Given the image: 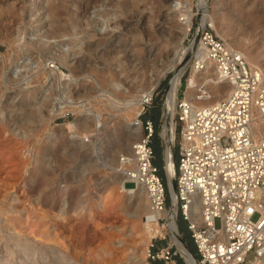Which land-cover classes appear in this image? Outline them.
Here are the masks:
<instances>
[{
	"label": "rangeland",
	"instance_id": "obj_1",
	"mask_svg": "<svg viewBox=\"0 0 264 264\" xmlns=\"http://www.w3.org/2000/svg\"><path fill=\"white\" fill-rule=\"evenodd\" d=\"M186 1L0 0V264H147L143 240L151 238L139 211L147 201L142 190L130 194L118 182L119 162L144 130L133 128L140 114L134 119L136 113L127 115L122 104L174 55L183 21L178 7ZM199 1L190 0L195 26L203 23ZM206 7L216 27L257 55L264 70V0H208ZM105 17L108 27L101 32ZM205 25L216 32L210 19ZM193 33L183 41L177 69L190 59L185 54L192 50ZM67 43L75 55L70 64L60 59ZM25 57L33 67H20ZM17 62L22 70L14 75ZM55 68L76 78L74 96L89 97L86 107L50 117L54 94L44 91L57 85ZM192 68L189 63L185 69L181 97ZM174 73L153 92L160 124ZM150 111L142 118L156 119ZM153 144L155 163L169 185L158 131ZM124 185L136 186L128 180ZM179 219L187 242L186 221Z\"/></svg>",
	"mask_w": 264,
	"mask_h": 264
},
{
	"label": "built area",
	"instance_id": "obj_2",
	"mask_svg": "<svg viewBox=\"0 0 264 264\" xmlns=\"http://www.w3.org/2000/svg\"><path fill=\"white\" fill-rule=\"evenodd\" d=\"M192 31V39H199L219 74L234 88L226 98L195 108L180 96L179 86L172 118L173 145L178 151L175 194L169 189L172 207L176 201L178 210L177 231L183 240L181 215L195 244L198 264H264V137L256 135L254 128L255 108L264 119L261 71L253 69L241 51L205 23L195 26L193 16ZM153 100L154 94L143 101L139 118L144 133L121 161L128 181L145 188L149 211L155 215L151 223L161 228L151 237L147 264H190L170 228L171 216L163 214L172 207L155 163L156 127L152 118H142ZM169 121L164 110L159 129L163 150L167 143L163 127ZM198 201L201 209L194 217Z\"/></svg>",
	"mask_w": 264,
	"mask_h": 264
},
{
	"label": "bare ground",
	"instance_id": "obj_3",
	"mask_svg": "<svg viewBox=\"0 0 264 264\" xmlns=\"http://www.w3.org/2000/svg\"><path fill=\"white\" fill-rule=\"evenodd\" d=\"M207 3H208V0H200L199 1L198 7H199V10L201 11V14H202V22L206 23V21L208 19H210L216 28L217 34L221 38H223L229 46H232L233 48L241 51L244 54V56L246 57L247 61L253 66V69H257V70L261 71L262 83L264 84V70L262 69V66L260 65L259 57L255 54H252L247 48L244 47V45L241 42L230 39L226 32H223L216 27L213 15H209L207 12V7H206ZM178 9L181 12V14H183V18H182L183 21L179 22V25H178V27L181 31V36L179 37V44L176 46V50L173 53L174 55L170 59H168L167 63L163 67L158 68L154 72V75L152 76L154 79L150 83H148L147 85H143L142 87H139V89H137V91L134 94L128 95V97H126L124 99V102L122 104V108H124L127 111V115H130L131 112L136 113L135 118H134V119H136L141 112L142 103L145 100V98L150 97L153 94V92L156 89V87L158 86L161 78H163L168 72L175 70V73H174V76L172 78L171 85L169 88L167 102H166V113H167L168 119H170V121L168 123H165L164 127H163V133H165V135L167 137L165 153H166V158H167V169H168V172L170 174V183L171 184L173 182L172 181V175H174V173L176 172V170H175L176 165H175L173 148H172L173 147L172 146L173 138L175 136V133H174L175 124H174V122H172V118H173L174 111H175V104H176L178 89H179V86L182 84L183 76L185 74V69H186L187 65L189 63H192L193 68H192V72H191L190 76L187 78V89H186V95L184 97V100L191 103L195 108L206 106V105L212 104L214 102H217V101H220L221 99L226 98L227 96H229V94L232 92V90L234 88L233 84L229 80L225 79L224 77H222L219 74L215 63L208 57V53H207L206 49L201 44V42H199V39L197 37L192 39V42H191V46H192L191 49L192 50L185 54V60L189 54H190V59L186 62L184 60L185 63L183 62L184 64H182L181 67L179 69H177V65L179 62L178 60H180L179 58H180V56L184 50L183 49L184 48L183 41L189 33V27L191 25V18L193 16L192 4H191L190 0L189 1L187 0L186 2L181 3V5L178 7ZM86 10H87V8H86ZM108 20H109V18L105 17L102 20V22H99V26H98V23H96V25L98 26L97 29L101 32L104 31L105 29H107ZM97 21H98V19H96V22ZM110 37H112V36H110ZM110 39H112V38H110ZM33 40H35V39H33ZM85 42H86V40H85ZM60 59L64 60L65 62H67L69 64L72 63V61L75 59V55L72 52L71 43H67V44H65V46L62 47V53L60 54ZM22 62H24V63H22V65L20 66L21 68H30V67L34 66L32 64L33 63L32 60H30L29 57H25L24 61H22ZM197 63H199V64L203 63V67L202 68L198 67ZM18 65H19V62L16 63L15 68L13 69L14 75L18 74L19 71L22 70L21 68L18 67ZM51 75L56 78L57 85H55V82H53V84L51 86L50 85L47 86V88L44 91L45 95L52 92V90H53V94H54V96L49 98L50 104L47 108L50 117H55L59 114H65L66 112L73 111L76 108H82L83 109V107L85 105H87L89 97L84 98V97L74 96V88L75 87L73 86V82H72V80L76 79V78H73L74 76L72 77L71 74L66 76L64 71L58 70L57 68L52 70ZM117 87L119 88V84L117 85ZM121 90H123V89H121ZM114 103H116V101L113 102V105H114ZM254 113L256 115L255 124H254L255 133H256V135H262L264 137V119L262 118L259 109L255 108ZM99 114H100L99 112H96L94 110L95 119L97 121H98ZM134 119H132V120H134ZM132 120L128 122L129 125L134 124ZM68 126L71 129H73L76 126V122L70 121L68 123ZM133 128L135 130H138L139 132L142 130V126L138 122L136 123V126H134ZM169 130H171V135L168 134ZM131 147H132V145H131ZM131 147H129V152L131 150ZM118 169L123 171L121 173L122 177H121V179H119L118 182L121 184V186L128 193L132 194V193L136 192L137 190H142L144 193L143 197L145 199V202L147 201V205H145V207H144V205L142 206L140 204V206H139V211L141 213L143 212V215L141 216L140 221H141V226L143 229H145L147 236L149 238H151L152 236H154V234L157 231L161 230V228L158 225L151 223V221L154 219L155 215L149 211L148 197H147L146 190L141 183H138L134 187L127 188L124 185V183H125V181L129 180L130 178L128 177L126 171L124 170L122 161L119 162ZM173 192L175 194L174 190H173ZM200 209H201V206H200V203L198 201L196 206L194 207V217L198 216V212H200ZM177 211L178 210H177V205H176V201H175L172 209L165 210L163 214L171 216L170 228L172 229V231L174 233V238L178 244L179 249L186 256L188 262L190 264H198L197 260L192 255L191 251L181 243L180 235L177 231V222H176ZM143 242H144V244H146L145 254H147V248H148L149 242H148L147 238L144 239ZM59 262H60V264H67L66 261H59Z\"/></svg>",
	"mask_w": 264,
	"mask_h": 264
},
{
	"label": "trees",
	"instance_id": "obj_4",
	"mask_svg": "<svg viewBox=\"0 0 264 264\" xmlns=\"http://www.w3.org/2000/svg\"><path fill=\"white\" fill-rule=\"evenodd\" d=\"M154 107H156L157 109L155 110V109H152V108H154ZM152 108L150 109L151 111H150V113L151 114H153V113H155L156 114V119H154L153 117H151V116H149V117H147V118H152L153 120H154V123H155V127H156V129H155V131H158L159 132V129H160V119H161V109H160V106H152ZM155 110V111H154ZM156 133V132H155ZM178 169V153H177V151H176V170ZM160 174H161V176L163 177V179H164V181H165V183H166V185H167V188H168V195H169V204L171 203V199H170V193H169V185H168V183H167V177H166V172H165V174H163V173H161L160 172ZM180 216L181 215H179V218H180ZM182 217V216H181ZM178 218V222H179V227H180V230L183 232V234H184V231L181 229V225H180V219ZM182 219H183V217H182ZM184 220V219H183ZM186 227H187V229H188V226H187V222H186ZM188 232H189V235H188V239H189V241H191L192 243H193V247H191V245H190V243H189V241L187 240V244H188V246H189V248L191 249V251H192V253L195 255V257L196 258H198V254H197V250H196V247H195V244H194V242H193V239H192V237H191V233H190V230L188 229Z\"/></svg>",
	"mask_w": 264,
	"mask_h": 264
},
{
	"label": "water",
	"instance_id": "obj_5",
	"mask_svg": "<svg viewBox=\"0 0 264 264\" xmlns=\"http://www.w3.org/2000/svg\"><path fill=\"white\" fill-rule=\"evenodd\" d=\"M176 177H177V170L175 172V179H173L172 184L169 182V189L171 190V192L176 191ZM182 242L188 247V249L191 251V249L189 248L188 244L186 242H184V240H182ZM192 253V251H191ZM192 255L194 256V254L192 253Z\"/></svg>",
	"mask_w": 264,
	"mask_h": 264
}]
</instances>
